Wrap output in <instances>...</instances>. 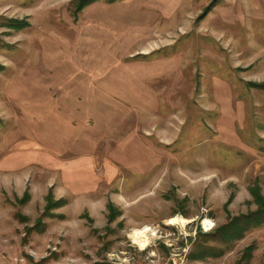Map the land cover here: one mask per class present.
<instances>
[{"label":"rangeland","instance_id":"1","mask_svg":"<svg viewBox=\"0 0 264 264\" xmlns=\"http://www.w3.org/2000/svg\"><path fill=\"white\" fill-rule=\"evenodd\" d=\"M257 197L264 0H0V264H264Z\"/></svg>","mask_w":264,"mask_h":264},{"label":"bare ground","instance_id":"2","mask_svg":"<svg viewBox=\"0 0 264 264\" xmlns=\"http://www.w3.org/2000/svg\"><path fill=\"white\" fill-rule=\"evenodd\" d=\"M177 221H179L178 218H172V219L168 220L167 224L168 225H174L177 223ZM187 222L188 221H186L185 219H180V223H182V224L187 223ZM207 223L208 222L206 220L203 221L204 226H206ZM147 234H150V236L155 235L150 228L143 227L142 229H139V230H133L129 237L134 244L138 245L141 249H144L148 245Z\"/></svg>","mask_w":264,"mask_h":264},{"label":"trees","instance_id":"3","mask_svg":"<svg viewBox=\"0 0 264 264\" xmlns=\"http://www.w3.org/2000/svg\"><path fill=\"white\" fill-rule=\"evenodd\" d=\"M254 87H257V86H254ZM258 89H260V88H258ZM255 201L258 203V204H261V203H263L264 204V200L261 198V199H259L258 197L255 199ZM259 206H261V205H259ZM260 213V212H259ZM262 214H264V211H262ZM236 222V220L233 222V224H231L232 226H233V228H238V226L237 225H235L234 223Z\"/></svg>","mask_w":264,"mask_h":264}]
</instances>
